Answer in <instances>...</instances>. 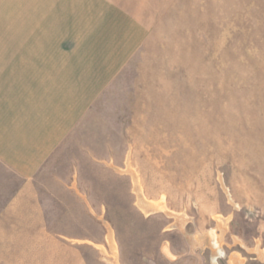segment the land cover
I'll return each mask as SVG.
<instances>
[{
    "label": "rangeland",
    "instance_id": "1",
    "mask_svg": "<svg viewBox=\"0 0 264 264\" xmlns=\"http://www.w3.org/2000/svg\"><path fill=\"white\" fill-rule=\"evenodd\" d=\"M34 1L26 2L33 10ZM64 1L69 12H57ZM52 2L54 24L36 26L24 10L1 14L0 73L20 66L27 75L34 69L23 64L39 71L78 49L68 64L79 70L69 73L84 75L83 97L81 84L73 88L84 101L36 177L38 204L15 199L20 178L0 174V264H112L71 238L103 240L104 232L120 246L118 264H172L164 242L184 252L187 239L196 252L181 264L229 255L264 264V0ZM77 31L104 46L94 67L75 64L90 59ZM37 45L42 52L28 48ZM72 175L94 214L65 197L57 180Z\"/></svg>",
    "mask_w": 264,
    "mask_h": 264
},
{
    "label": "crops",
    "instance_id": "2",
    "mask_svg": "<svg viewBox=\"0 0 264 264\" xmlns=\"http://www.w3.org/2000/svg\"><path fill=\"white\" fill-rule=\"evenodd\" d=\"M27 1L30 0H23L25 5L22 8H19L22 4V0H0V17L1 14L7 15L9 13V15H16L24 10L27 12L25 14L29 15V22L32 21L36 26L38 22L54 24L53 21H57L54 20L57 18L56 13H54L56 4L52 2L55 0H45L46 3L41 7L37 6L35 0L34 10L31 9L32 5L30 3L26 4ZM15 2H18V5L14 4ZM64 2L65 3H62L58 7L57 12H69V9L67 8L68 1ZM23 13L24 12L21 14ZM41 14H46V16L40 18L39 16ZM51 18H53V20H51ZM76 20V18L72 20L73 23H76L73 25L74 27H79L80 22L82 28H86V22H83L81 19H78V22H75ZM89 21L91 20H88V22ZM91 24L92 22L89 23L87 29H90ZM78 33L79 31L76 32L75 36L78 35ZM46 35L48 38H51L48 34ZM78 37L79 39H88V41L86 40L87 44H84V46L88 48L90 59L79 58L75 64H97L99 59L96 61V57L99 55L100 51L104 49V46L98 47L100 46L99 42L96 44L92 42L91 39L95 38L94 36L92 37L89 35L84 37L79 34ZM28 48H30L31 51L40 53L45 47L37 45L29 46ZM26 49L27 48H21L17 52L18 55H22L24 58L23 62L26 61V56H28L26 52H23ZM77 50L78 49H74L72 53L67 54V57L68 55L71 57V62L66 61L67 57L63 58L61 54L58 59H52L51 62L47 61V63L51 65L49 68L47 65L42 67L43 69H39V71L36 70L38 68L33 67V64L37 63L28 66L23 64L22 67H32L34 69H30L31 72L27 75L18 72L20 71V66H16L15 72L13 71V73H10L7 77L4 76L3 73H0V174L2 175L3 173L8 172V174L12 173L20 178L21 186L19 188H21V190L17 191L18 194L14 196L15 199H23L27 197L32 198L37 202L38 193L36 190V183L38 174L48 160L61 148L67 140V136L74 130L76 113L79 111L78 105L80 100L84 101V99H73L75 94L78 93V90L75 91L73 88L78 86V84H81V90L83 92L76 96L83 97L85 94L84 75L81 74L76 76L75 74L69 73V70L72 67L75 68L73 70H79V65L74 66L68 64L74 61V58H72L73 56L78 55L79 52H77ZM83 50L84 48L80 51L83 52ZM54 53L58 54V51H55ZM72 54L74 55L72 56ZM81 54L84 56L83 53ZM100 64L107 65L108 60L104 59V61L98 65ZM1 67L2 66H0V68ZM70 76L75 78L69 79ZM70 85L73 90L70 89ZM81 108L83 109V106ZM74 177L75 176L72 175L68 180L63 178L57 180V182L63 192L67 194L65 196L66 198L71 197L73 202L79 207H82L87 214H94V203L85 196L81 187L78 186L77 181L80 176L78 175L75 179ZM52 195H49L48 198L53 199L54 197ZM55 197L60 200L64 198L63 196ZM60 204H62V201H60ZM37 206H40L37 209L42 210V203H39ZM102 212L103 211L100 210L96 213L100 216ZM45 229L47 230V227L39 230ZM48 231L50 233L52 232V230ZM104 235L105 239L103 240H94L84 235H76L71 238L82 243H87V245L98 247L104 256L110 257L112 264H118L116 255H118V247L120 246L116 244V249H114L113 246L109 245V239L107 238L108 233L105 234L104 232ZM60 237H68V235L66 236L60 233ZM110 241L112 242V238H110ZM187 242L189 243L188 250L184 252L174 251L169 240L164 242L162 251L166 254L169 262L172 264H181L182 260L192 255V251L193 253L196 252L195 248L197 247V244H193L192 239H187ZM216 250H219L222 254L224 252V247L222 245L216 246ZM142 258H144L146 262H150V259L148 261L147 255H143ZM218 259L219 256L216 257V264H246V262L240 261L237 255H229L226 257L224 263L222 261L219 262ZM128 264L130 263L128 262Z\"/></svg>",
    "mask_w": 264,
    "mask_h": 264
}]
</instances>
